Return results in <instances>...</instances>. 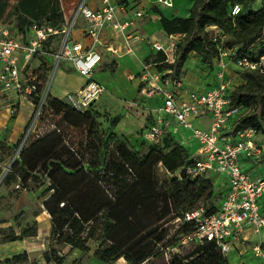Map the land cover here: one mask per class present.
<instances>
[{
    "label": "built area",
    "instance_id": "2783aa9c",
    "mask_svg": "<svg viewBox=\"0 0 264 264\" xmlns=\"http://www.w3.org/2000/svg\"><path fill=\"white\" fill-rule=\"evenodd\" d=\"M89 1L81 0L70 21L66 22L65 18L62 27L34 24L26 33H22L15 22H0V113L6 108L9 118L13 119L27 105L31 107L30 121L35 122L33 130L39 125L40 118L47 112L48 97L46 91L42 90L44 79L34 65L39 62V68L45 69L48 57L53 58L54 71L63 61H68L86 78L79 91L68 93L64 99L68 109L84 115L105 91V87L95 78L96 68L103 61L104 52L123 56L133 51L136 41L146 40L154 51L165 54L164 63L175 62L184 34L143 38L138 33V21L145 16L142 10L135 11L126 20L119 17L120 13L129 14L131 0H98L96 9L89 6ZM259 1L260 7L264 9V0ZM152 4L161 9L174 8V0H153ZM241 12L240 4L231 9L232 16ZM81 16L87 22V36L91 39L89 46L71 38ZM108 30L119 32L124 37L123 47L116 46L112 40H104ZM207 30L220 46V56L214 71L216 79L211 89L206 92L186 91L183 94L182 79L170 68L154 71L157 64L145 63L141 75L140 96L146 99L162 97L161 111L171 118L146 125L136 137L142 142L160 145L169 137L171 122L175 120L180 126L191 130L200 143L196 153H190L195 163L184 166L178 176L183 174L196 180L216 172L229 180V189L215 213L208 214L207 209L201 207L173 221L179 226L192 225L195 230L175 246L161 249L167 262L174 255H181L182 247L190 243L201 246L211 242L226 256L235 243L241 240L245 226H252L256 233L264 229V214L260 207V200L264 197V175L254 178L242 165V160L246 158L258 160L261 157L262 150L255 141L259 131L253 126L239 127L245 109L230 105L229 89L232 84L228 73L230 64L264 73V53L255 59L239 54L230 63L227 61L230 51L224 47L228 35L217 26ZM208 115L212 118L209 128L200 129L194 125L195 119ZM28 139H23L24 144ZM254 250L256 257L262 258L264 264V244L257 245Z\"/></svg>",
    "mask_w": 264,
    "mask_h": 264
},
{
    "label": "trees",
    "instance_id": "16d2710c",
    "mask_svg": "<svg viewBox=\"0 0 264 264\" xmlns=\"http://www.w3.org/2000/svg\"><path fill=\"white\" fill-rule=\"evenodd\" d=\"M11 1L0 0V22L2 23H6L2 18ZM236 4L242 6V12L237 16H232L231 9ZM154 12L160 15L163 30L167 35L180 33L185 36L179 43L177 59L174 63H164L166 56L162 52L151 54L145 62L157 64L159 70L173 69L180 79L183 77V68L192 54L201 58L208 67L209 74L215 71L220 56V46L213 34L207 30L209 27L217 26L228 35L224 47L230 51L228 54L230 59L227 58L230 63L239 54L250 56L251 49L264 40V9L255 6L254 0H194L189 16L185 18L179 16L168 18L157 7ZM11 14L15 16L16 20L13 22L17 24L22 33H26L34 24L62 27L65 23L60 0H18ZM239 70L246 71V82L229 89L230 105L245 109L239 127L253 126L264 133V73L259 70L241 68ZM213 77L216 79L215 74ZM65 107L66 104L59 99L49 98L46 111L63 114ZM89 114L90 112L87 113ZM111 136L114 135L111 134ZM64 143L61 136L51 134L25 147L20 158L15 161L12 170L4 179L6 188L19 185L23 189H28L32 175L39 170L48 173L51 185L45 190L44 197L51 191L53 194L44 202L43 210L50 214L53 224L50 247L42 253V258L48 264H64L66 261V256H60L61 251L52 244V240L56 237H59L58 243L64 240V224L61 214L68 209L77 215L78 225L84 227L89 225L86 237L81 242L71 245L72 247L88 253L91 251L88 241L101 239L102 242L95 250L94 257L103 263L112 264L121 258L130 264L148 262L153 255L155 245L166 237L165 233L159 231L157 224H149L146 226L147 232L141 231L142 235L147 238L138 240L142 235L136 236L138 233L132 235V231L141 227L131 219L132 217H129L134 226L124 234L123 242L118 241V243L116 239L120 231L117 228V222L110 215L111 211L119 206L121 209L124 208L125 212L143 210L146 206L144 202L152 196V192L147 188L140 192L138 183L147 179L149 184H154L149 177H151L152 170L160 164L174 175L164 186L172 199L175 212L178 213L175 214L173 220L188 211L199 208L202 200L212 201L213 196L217 195L214 193V186L209 177L191 180L183 174L178 176L184 166L194 164L195 160L191 159L189 152L170 136L160 145H150L149 153L142 158H139L137 154H132L125 144L120 145L122 155L125 158L132 157L131 163L137 164L144 175L141 179L138 178L137 183L118 200L109 196L96 178L84 171L78 162L74 163L72 160L65 159L67 156L71 157L72 154L70 151H64ZM143 143L145 142H142L137 149ZM13 150L14 148L10 147L5 138L0 139V152L12 154ZM2 161L3 159L0 158V163ZM130 197L132 198L129 199ZM217 206L206 207L208 214L215 213ZM194 230L195 227L192 225L179 226L166 247L175 246L184 236L193 233ZM2 234L4 242H16L28 237H36L38 229L34 225L17 233L15 228L9 227L7 233ZM118 239L120 240L119 237ZM38 262L37 258L30 259L27 252L4 261L0 260V264H37ZM169 264H229V262L213 243L208 242L197 246L188 256L174 255Z\"/></svg>",
    "mask_w": 264,
    "mask_h": 264
},
{
    "label": "rangeland",
    "instance_id": "374dc122",
    "mask_svg": "<svg viewBox=\"0 0 264 264\" xmlns=\"http://www.w3.org/2000/svg\"><path fill=\"white\" fill-rule=\"evenodd\" d=\"M17 1L18 0L11 1L10 6L2 18L4 21L12 22L16 20L15 16L11 13ZM78 1L79 0H61L64 15L66 14L68 19L73 16L74 5ZM193 1L194 0H174V8L159 9L168 18H172L174 16L185 18L190 14L189 11ZM138 3L139 5L143 4L139 1ZM145 4L151 9L153 8V11L157 7L148 0ZM255 6L260 7L258 3H255ZM261 50H264V46H262ZM259 52L262 51H254L253 53H250V56L255 59L259 56ZM191 57V62L194 63L192 69L196 76L203 78L206 74H209L208 67L202 62L200 57L197 59L195 58L196 56L192 55ZM227 58L230 59V56ZM34 67L44 79L42 90L46 91L48 101L49 98L55 97V95L51 92V88L53 91L62 93L66 90V88L74 87V79L66 80L60 77V69L58 68L57 71H54L52 63L43 69L39 68V62H36ZM63 69L68 73H72L71 68L68 66H64ZM245 72L246 71L244 70H239V68L235 67L233 64H230L228 71L231 79L234 81H237L238 78L245 81ZM236 87L237 86L232 85L231 88ZM59 100L63 102L62 98H59ZM109 101H111L110 97L105 99L96 108L89 107L87 109V113L90 111V115L92 114L97 116L99 113H104L105 111H114L112 102L109 104ZM5 109L3 110L4 112H6ZM28 109L29 107L25 105L18 113L19 117L22 118L21 121H11L6 124V135L4 136L10 147L14 148L13 153L10 154L9 152V154H6L0 152V158L3 159L0 163V260L4 261L5 259L11 258L17 254L27 252L30 259H39L37 264H48L42 258V253L50 247L53 224L50 214L46 210H43L44 202L47 201L51 194H53V191H51L44 197L45 190H47V188L51 185L48 173L43 170H39L35 175H32V180L29 182V187H27L28 189L17 187V185L12 186L11 188H6L4 186V179L7 173L12 170L13 164L20 158L21 153L25 150V147L35 144L38 140H41L51 134L61 136V139L65 142L64 151H70L72 154L71 157L67 156L65 159L72 160L74 163L78 162V164L84 168V171H88L92 174L91 176L96 178L98 183L109 194V196H111L114 200H118L137 183L138 178L141 179L144 175L141 173L137 164L135 165L131 163L132 157L125 158L122 155L119 148L120 145L125 144L132 154H137L139 158H142L149 153V146L154 144L145 142L139 149H137L130 141L125 139L116 141L107 130L103 128H93L95 124H98V121H96V117L94 116V120L91 124L85 122H74L75 116H79L81 118H84L85 116L83 114H74V112L68 109L67 106L65 107V112L63 114L56 111H51L50 114L46 112V114L40 118L39 125L34 130L33 127L35 122L30 121L25 130L23 121L25 116L28 114ZM100 115L102 116V114H99V116ZM103 117L108 120L107 114ZM75 125L78 129H75ZM25 137L29 138L26 144H24L23 141ZM58 140H60V138ZM16 153L17 156L14 159ZM163 153L166 154V151L163 150ZM173 177L174 175L167 170L164 165L160 164L152 170L151 177H149V179L154 181V184H149L147 179H143L142 182L138 183L140 184V192H143L144 188H147L150 192H152V196L144 202L148 209L145 206L143 210L140 211L125 212L124 208L121 209L119 206L111 211L110 217L117 222V228L121 235L118 236L121 241L117 237V242H123L125 238L124 234L134 226V224H131V217V219L141 227L132 231V235L138 233L136 236H139L143 234L142 232H147L146 226L149 224H157L159 231H163L165 233L166 237L155 245L153 255L150 260L143 264H169L165 254L161 252V248H167L166 246H168L169 240L179 228V225L173 223L175 214L177 215L178 213L175 212L172 199L169 197L168 192L164 189L165 183L169 182ZM222 194L223 193L213 196L212 201L202 200L198 207L206 208L212 205H219L220 200L224 198ZM131 198L132 197L129 199ZM61 208H63V205H61ZM124 212L127 214L126 219L124 217ZM77 218V215L69 209L63 212V214H61V219L64 224V240L61 243H58L57 241L59 237L53 238L52 240V244L61 251L60 256H66L64 264H106L94 257L95 250L102 242L101 239L88 241V246L91 248V251L88 253L71 246L81 242L86 237L89 227V225H87V227L78 225ZM34 225L38 229V235L36 237H28L23 241L16 242L3 241L4 236L2 233H7L9 227L15 228L17 233H20L22 229ZM98 234L101 235V233ZM132 237L133 236H131V238ZM146 238L147 236L145 237V235H142L138 238V240ZM196 247L197 245L194 243L185 245L181 249V256H188V254H190ZM233 257L234 256L232 254L229 255V259H232ZM112 264L130 263H128L124 258H121Z\"/></svg>",
    "mask_w": 264,
    "mask_h": 264
},
{
    "label": "crops",
    "instance_id": "0c3cea01",
    "mask_svg": "<svg viewBox=\"0 0 264 264\" xmlns=\"http://www.w3.org/2000/svg\"><path fill=\"white\" fill-rule=\"evenodd\" d=\"M80 1L81 0H79L74 5V13ZM138 1L142 2L143 4L139 5ZM146 1L147 0H131L130 7L128 8L129 14L126 15L120 13L119 17L121 18V20H126L127 18L132 17L135 11L142 10L145 16L138 21V33L140 34V36H142L143 38L152 39L163 38L167 34L163 30L161 17L150 7L146 6ZM148 1L150 3L153 2V0ZM254 1L255 3L261 5L259 0ZM98 4V0L89 1V6L92 9H96L98 7ZM136 4H138L137 7H135ZM61 6H63L62 2ZM65 18L67 22L70 21L72 17L68 19L65 14L64 19ZM71 38L75 42H81L84 46H89V44L91 43V39L87 36V22L82 16L78 18L75 29L72 31ZM103 38L104 40H112L116 46H124V37L119 32L108 30L105 32ZM262 46H264V40L259 42L253 49H251L250 52L253 53L254 51L260 50L262 52H259V55L263 54L264 50H261ZM157 53L158 52L154 51L146 40L136 41L134 43L133 51L123 56H116L112 53L104 52L103 61L96 68L95 78L105 87V91L102 96L90 106V108H96L105 99L110 97L111 101H109V104H111L112 102L114 111H105L104 113H99L102 114V116H99V114L97 116H94L92 114H89L90 116H88L87 114H83L85 116L84 118L75 116L74 122H85L91 124V122L94 120V117H96V121H98V124H95L93 128H103L110 134H113L114 136H112V138H114L116 141L125 139L127 141H130L135 146V148L139 147L142 144L143 140L137 138L136 135L140 131H142V129L146 125L150 123L165 121L171 118L169 115L161 111V108L163 106L162 97L157 96L152 99H146L139 94L140 88L142 86L141 75L143 72L144 64L146 63L145 61L148 56ZM192 55L196 56L195 54ZM190 58L192 59V57ZM195 58L197 59L199 57L196 56ZM191 59L186 62L183 68V94L186 93V91L206 92L212 88V85L215 82L213 78L215 73L213 72L212 75L206 74V76L203 78L200 76H196L192 69L194 63L191 62ZM47 62L48 65L51 63L53 64V58L48 57ZM64 66H68L69 68H71L72 73L66 72L63 69ZM59 69V72L61 74L60 77L66 80L74 79V87L66 88V90H64V92L62 93L53 91V89L51 88V92L53 93V95H55V97L52 98H62L64 102V99L68 93H75L83 87L86 82V78L83 77L79 72H77L72 63L68 61H63ZM157 69L158 67L153 68L154 71H157ZM241 81L242 79L239 78L237 79V81L231 79V84L233 86H239L246 82V80L242 82ZM29 109H31V107H29ZM29 109L28 114L27 116H25L23 121L25 130L31 119V110ZM75 113L76 112H74V114ZM105 114H107L108 120L103 117ZM17 116L18 117L12 119L9 118L7 112L0 113L1 139L5 138L4 135H6V124L11 121L16 122L17 120H22V118H20L18 114ZM211 121L212 118L208 115L195 119L194 125L200 129H207L211 125ZM74 127L75 129H78L76 125ZM169 136L170 138H173L176 142H178L181 146H183L189 152V154L196 153L197 149L200 146L198 140L194 138L192 131L180 126L175 120H172L171 122ZM255 141L262 150L261 157L258 160L246 158L242 160V165L244 169L249 171L254 178H257L264 175V133L262 136V133L259 131L255 137ZM206 176L209 177L213 183L215 195L223 193L222 195L225 197L229 189L228 178L225 175L216 172L208 173ZM221 201L222 200H220L219 204H221ZM260 207L264 214V197L260 200ZM260 244H264V229L260 233H256L252 226H245V231L243 236L241 237V240L235 243L231 251L225 257L228 259L229 264H263V259L256 257L254 250V248ZM230 254L234 256L232 259H229Z\"/></svg>",
    "mask_w": 264,
    "mask_h": 264
},
{
    "label": "water",
    "instance_id": "95a60500",
    "mask_svg": "<svg viewBox=\"0 0 264 264\" xmlns=\"http://www.w3.org/2000/svg\"><path fill=\"white\" fill-rule=\"evenodd\" d=\"M16 156H17V153L15 154L14 159L16 158Z\"/></svg>",
    "mask_w": 264,
    "mask_h": 264
}]
</instances>
